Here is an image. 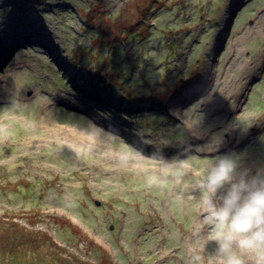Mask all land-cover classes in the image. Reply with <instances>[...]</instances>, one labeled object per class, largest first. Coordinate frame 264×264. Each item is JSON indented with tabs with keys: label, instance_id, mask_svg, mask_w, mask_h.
Returning a JSON list of instances; mask_svg holds the SVG:
<instances>
[{
	"label": "rangeland",
	"instance_id": "1",
	"mask_svg": "<svg viewBox=\"0 0 264 264\" xmlns=\"http://www.w3.org/2000/svg\"><path fill=\"white\" fill-rule=\"evenodd\" d=\"M259 50L264 0H0V218L71 264H185L208 160L264 167Z\"/></svg>",
	"mask_w": 264,
	"mask_h": 264
},
{
	"label": "clouds",
	"instance_id": "2",
	"mask_svg": "<svg viewBox=\"0 0 264 264\" xmlns=\"http://www.w3.org/2000/svg\"><path fill=\"white\" fill-rule=\"evenodd\" d=\"M159 159L177 182L191 167L190 159ZM195 188L203 239L186 252L185 264H264V167H246L236 153L218 155Z\"/></svg>",
	"mask_w": 264,
	"mask_h": 264
},
{
	"label": "trees",
	"instance_id": "3",
	"mask_svg": "<svg viewBox=\"0 0 264 264\" xmlns=\"http://www.w3.org/2000/svg\"><path fill=\"white\" fill-rule=\"evenodd\" d=\"M65 251L44 232L0 218V264H71Z\"/></svg>",
	"mask_w": 264,
	"mask_h": 264
},
{
	"label": "bare ground",
	"instance_id": "4",
	"mask_svg": "<svg viewBox=\"0 0 264 264\" xmlns=\"http://www.w3.org/2000/svg\"><path fill=\"white\" fill-rule=\"evenodd\" d=\"M257 27V26H256ZM254 27V28H256ZM259 30V29H258ZM258 30L257 31H254L252 37H254V35H256L258 33ZM252 37H248L250 39V41L253 39ZM262 52V50H259L254 58V64L250 66V68L245 64V61L244 60H240L241 57H240V53L238 52L237 53V57H236V62H239L240 63V67L244 66V69L246 70V73H248L249 75L251 74H254L258 69L260 68H264V57L263 56H260V53ZM259 66V67H258ZM258 67V69H257ZM244 71H240V73H243ZM231 78L233 79H236V75L235 76H232ZM238 80V83L236 85V90L234 89L235 88V84H233L232 88L229 89V93H233V94H239L240 90H241V87H240V84H242L243 81H241L242 79H237ZM234 89V90H233ZM237 89H239V91L237 92ZM231 97L234 98V100H236L238 98V96H235V95H231ZM93 137L94 139L97 141H103V138L104 135L99 131H94L93 133Z\"/></svg>",
	"mask_w": 264,
	"mask_h": 264
}]
</instances>
